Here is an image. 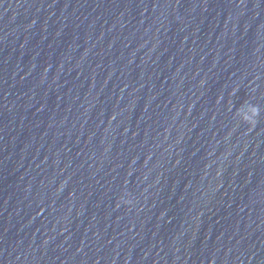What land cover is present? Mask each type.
Masks as SVG:
<instances>
[{
	"label": "water",
	"instance_id": "water-1",
	"mask_svg": "<svg viewBox=\"0 0 264 264\" xmlns=\"http://www.w3.org/2000/svg\"><path fill=\"white\" fill-rule=\"evenodd\" d=\"M0 264H264V0H0Z\"/></svg>",
	"mask_w": 264,
	"mask_h": 264
}]
</instances>
